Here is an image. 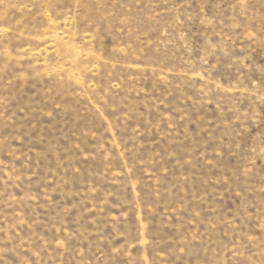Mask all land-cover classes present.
I'll use <instances>...</instances> for the list:
<instances>
[{
  "label": "rangeland",
  "instance_id": "rangeland-1",
  "mask_svg": "<svg viewBox=\"0 0 264 264\" xmlns=\"http://www.w3.org/2000/svg\"><path fill=\"white\" fill-rule=\"evenodd\" d=\"M0 264H264V0H0Z\"/></svg>",
  "mask_w": 264,
  "mask_h": 264
}]
</instances>
